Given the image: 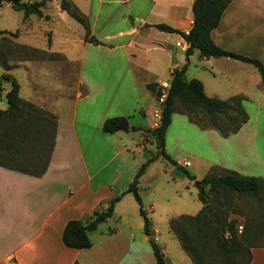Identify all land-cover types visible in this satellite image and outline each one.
I'll use <instances>...</instances> for the list:
<instances>
[{"label":"crops","instance_id":"0c3cea01","mask_svg":"<svg viewBox=\"0 0 264 264\" xmlns=\"http://www.w3.org/2000/svg\"><path fill=\"white\" fill-rule=\"evenodd\" d=\"M106 1L123 5L127 11L125 17L134 24L115 35L109 34L107 37L111 40L96 38L102 43L99 45L83 40L79 78L85 92L74 98H62L54 104L52 113L57 118L55 143L45 173L34 177L0 166V264H155L150 238L156 240L155 235L160 232L157 227H152V236L148 237L133 223L127 222V217L132 215V221L143 228L142 219L133 210L127 213L121 209L126 195L115 204L105 227L98 226L89 233V248L71 249L62 242V231L69 220H85L95 210H105L111 199L127 189L142 163L153 157L146 149L151 140L154 142L153 137L142 131H136L139 138L131 137L132 132H123L125 135H118L122 131L104 133V120L123 116L131 126L151 129L156 96L146 85L154 83L157 88L160 82L171 80L173 72L186 63L188 45L185 39L179 33L160 31L154 25L165 24L188 33L193 24L194 0ZM59 10L61 16L63 12L66 14L60 7ZM85 11L84 14L90 16V11ZM262 17L264 0H232L218 27L212 30L211 38L224 50L259 59L264 64V60L249 52L248 40L244 43L238 34L239 27L247 19ZM90 35L94 36L91 27ZM193 58L201 70L206 67L214 70L216 65L242 68L239 65L232 67L228 58H201L194 51L189 56L187 70ZM203 88L206 92L204 84ZM238 88L232 96L251 94L260 97L261 93L264 94V85L256 75L253 83ZM115 100L116 105L113 104ZM191 124L199 130L201 137H207L211 151L205 155L197 149L192 151L196 164L203 162L210 170L217 169L219 173L231 171L224 161L229 153L228 145L236 140L231 142V136L225 138L216 130ZM166 135L165 151L170 156ZM94 139L109 140L113 154H88ZM240 142L243 143L244 139ZM134 148L141 153L139 157L132 155ZM213 151L218 159L212 155ZM149 166L139 179L138 187L149 177ZM150 207L154 214L156 208ZM165 210L163 208V213ZM165 217L169 228L172 217L167 214ZM166 237L167 241L176 238L170 228ZM178 246L180 251L160 246L166 263L192 264L179 242ZM250 253V264H264L263 247H253Z\"/></svg>","mask_w":264,"mask_h":264},{"label":"rangeland","instance_id":"374dc122","mask_svg":"<svg viewBox=\"0 0 264 264\" xmlns=\"http://www.w3.org/2000/svg\"><path fill=\"white\" fill-rule=\"evenodd\" d=\"M36 1L40 0H24L25 3ZM69 1L76 5L82 13L85 10L86 13L87 9L90 11V16L87 18L92 34L97 39L111 40L107 37L109 34L115 35L119 30H125L134 24L125 17L127 11L121 4L108 3L106 0ZM59 7L60 0L47 1L42 12L44 15H49L48 19L32 15L23 20L22 11L11 8L10 4L0 6V31H18V38H11L7 35L1 38L0 36V42L4 44V50L8 54V64L14 67L7 73L19 82L20 96L25 102L45 111L55 120H57L56 115L52 113L55 102H60L62 98H74L85 91L79 78L85 30L67 13L63 12L61 16ZM238 31V34H241L239 39L244 43L248 40L247 46L251 47L249 52L264 60V17L247 19ZM226 43L228 44V41ZM24 44L38 49L39 52L25 56L24 50L16 47ZM229 61L232 67L239 65L242 68L232 69L228 66L216 65L214 70L209 67L201 70L193 58L186 76L188 79L201 78L208 96L227 99L238 92L240 85L245 87L248 82L253 83L255 75L260 77L253 65L232 59ZM2 73L3 70L0 68V77ZM9 88L10 84L3 82L4 91L0 97V109L6 108L5 93ZM244 98L242 105L249 119L242 126L239 134L231 135L229 141L236 140V142H230L231 144L228 145L229 153L225 156L224 162L231 171L240 175L264 178V94L261 93L260 97L245 94ZM116 103L115 100L113 104L116 105ZM229 114L233 113L229 112ZM186 116L199 126H208L210 122L208 117L199 110L186 113ZM186 116L173 115L166 131L168 152L178 166L169 164L161 158L157 160L156 147L151 140L146 149L155 159L149 166V177L142 180V183L140 182L138 190L143 208L148 218L151 219L152 227H157L160 232L155 235L157 238L155 241L162 248L166 246L172 251L174 249L180 251V248L176 238L167 241L169 228L165 214L172 218L179 215L197 214L201 203L197 198L196 183L210 172L203 162L196 164L191 155L195 149L202 151L203 155L211 152L207 137H201L199 130L192 126ZM118 135L125 134L120 132ZM129 135L138 138L140 136L137 132ZM241 139H244L243 143L240 142ZM112 146L109 140L94 139L88 154L110 156L114 152ZM131 153L136 157L141 155L135 148L131 150ZM212 155L219 158L214 151ZM25 162L28 167H31L30 161L25 160ZM186 162L189 163L187 166L184 165ZM242 165L245 166L242 167ZM185 172L196 176V180H189ZM213 174H219V172L213 171ZM125 195L121 202V209L127 213H132L133 210V213L142 219L139 215L138 203L133 195L130 193ZM262 203H264V198H262ZM210 204L216 213L219 212L228 219H236L235 231L238 236L243 231L242 227L249 223L253 231L257 226L252 243L258 245L264 242V209L260 208L258 199L234 195L230 204H227L223 198L210 200ZM150 206L156 208L154 214ZM163 208H166L164 213ZM105 222L99 225V228L105 227ZM127 222L133 223L134 227L144 234L143 228L138 227V223L132 221V215L127 217ZM226 236L230 234L226 232ZM172 253L175 255L174 252Z\"/></svg>","mask_w":264,"mask_h":264},{"label":"trees","instance_id":"16d2710c","mask_svg":"<svg viewBox=\"0 0 264 264\" xmlns=\"http://www.w3.org/2000/svg\"><path fill=\"white\" fill-rule=\"evenodd\" d=\"M47 1L50 0L31 3H25L24 0H0V6L19 2L22 6L11 5V8L22 11L23 20L32 15L48 19L49 16H44L42 12ZM231 1L194 0L192 4L193 24L188 33L180 32L165 24L154 25L160 31L179 33L188 43L185 52L186 63L173 72L161 122L158 127L143 130L131 126L126 117L115 116L104 120L102 124L104 133L142 131L143 134L153 137L157 158H161L169 164L177 165L165 151V135L173 114L186 116V113L199 110L208 117L209 127L206 125L199 126L196 122L188 120L202 129L216 130L225 138L236 134L242 128L249 119L242 105L243 96L236 95L227 100L210 97L204 92L200 80H188L186 78L189 56L197 51L201 58H228L253 65L264 85V65L259 60L224 50L216 45L211 38L212 30L218 27L222 14ZM60 8L84 28L85 42L96 45L102 44L90 35L89 20L76 5L69 0H60ZM6 35L11 38H18V31H0L1 38ZM16 47L24 50L25 56L39 52L38 49L26 45H17ZM7 56L4 44L0 42V68L3 70L0 77V97L4 91L3 82L10 84V88L5 94L6 109H0V166L22 174L41 177L48 167L53 152L57 120L21 98L19 82L7 73L14 68L8 64ZM146 87L157 96L156 84L150 83ZM229 112L233 114L230 115ZM154 159L153 156L142 163L127 189L111 199L105 210H95L85 220H69L62 231L63 244L71 249L89 248L91 246L89 233L95 231L100 224L112 216L115 204L126 193L132 194L138 203L144 234L151 237L152 222L143 208L138 192V183ZM25 160L32 163L31 167L27 166ZM213 171L218 172L217 169H212L196 183L197 198L202 205L198 213L171 218L169 221L170 231L189 256L192 264H250L251 248H264V242L258 245L252 243L257 226L254 227L253 231L249 223L245 224L242 227L243 231L238 236L235 231L236 219H228L223 214L216 213L210 204V200L223 198L227 204H230L234 195L246 196L258 199L260 208L264 209V203H262L264 178L243 176L234 171L226 170L219 174H213ZM185 175L191 181L196 180L193 175L187 172ZM226 232L230 236H226ZM151 246L155 264H167L161 247L154 239L151 241Z\"/></svg>","mask_w":264,"mask_h":264},{"label":"built area","instance_id":"2783aa9c","mask_svg":"<svg viewBox=\"0 0 264 264\" xmlns=\"http://www.w3.org/2000/svg\"><path fill=\"white\" fill-rule=\"evenodd\" d=\"M188 45V43H187ZM177 46H181L180 43H177ZM173 76V75H172ZM171 80H165L158 84L157 91L158 94L156 96V107L152 112V122H151V129L158 127L161 122L162 112L165 105V101L170 89ZM189 163L186 162L184 165H188Z\"/></svg>","mask_w":264,"mask_h":264},{"label":"water","instance_id":"95a60500","mask_svg":"<svg viewBox=\"0 0 264 264\" xmlns=\"http://www.w3.org/2000/svg\"><path fill=\"white\" fill-rule=\"evenodd\" d=\"M11 5H14V6H17V7H20V6H22V4H21V3H19V2H12V3H11ZM150 240L152 241V240H153V238H150Z\"/></svg>","mask_w":264,"mask_h":264}]
</instances>
